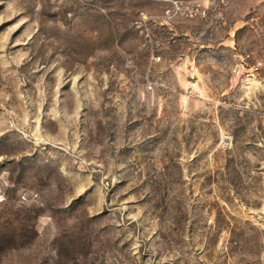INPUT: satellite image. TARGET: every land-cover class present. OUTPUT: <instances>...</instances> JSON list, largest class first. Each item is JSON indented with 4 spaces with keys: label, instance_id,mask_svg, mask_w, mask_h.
Here are the masks:
<instances>
[{
    "label": "rangeland",
    "instance_id": "obj_1",
    "mask_svg": "<svg viewBox=\"0 0 264 264\" xmlns=\"http://www.w3.org/2000/svg\"><path fill=\"white\" fill-rule=\"evenodd\" d=\"M0 264H264V0H0Z\"/></svg>",
    "mask_w": 264,
    "mask_h": 264
}]
</instances>
